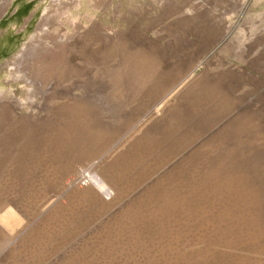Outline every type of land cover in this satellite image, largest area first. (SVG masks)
Wrapping results in <instances>:
<instances>
[{
    "label": "rangeland",
    "instance_id": "obj_1",
    "mask_svg": "<svg viewBox=\"0 0 264 264\" xmlns=\"http://www.w3.org/2000/svg\"><path fill=\"white\" fill-rule=\"evenodd\" d=\"M59 46L85 73L36 80L26 67ZM4 99L30 137L60 101L89 109L65 128L87 196L28 193L40 260L264 264V0H0Z\"/></svg>",
    "mask_w": 264,
    "mask_h": 264
},
{
    "label": "bare ground",
    "instance_id": "obj_2",
    "mask_svg": "<svg viewBox=\"0 0 264 264\" xmlns=\"http://www.w3.org/2000/svg\"><path fill=\"white\" fill-rule=\"evenodd\" d=\"M47 36L48 38L52 37V35L50 34H48ZM67 49L68 51H72V49ZM79 50L81 57H83V55H86V53L88 52L85 44L82 45ZM46 52H43L41 54L42 56L40 55L41 57H38L39 59H36L35 62H32V64L28 68L26 67V70L30 71L33 77L36 76L34 77L36 80L37 78H40L37 77V73L41 72H43V75L45 73L44 79L47 82L51 78H62V76H69L72 75V73H74V76L79 75L80 77V75H83L87 70L86 67L78 68L72 64L65 65V62H63L65 65L64 67H58L57 64L61 63V61L66 58L65 53H63L62 46H59L58 48H55L51 51L47 49ZM66 53L70 54L67 51ZM89 53L92 54V51ZM93 56L98 66V63L100 62L102 56L100 48H93ZM33 57L34 56H32V58ZM69 59L74 60L73 57L68 58V61H70ZM81 66H83V64H81ZM62 69L65 70L66 75L63 72V75L60 74V72L63 71ZM23 70L24 68L22 69V71ZM132 71L134 70L132 69ZM26 77L27 76H25L24 78ZM32 84L35 86L34 81L32 82ZM181 84L175 88L176 91L179 89ZM57 91H54V94L51 98V103L55 102L56 98H64L67 94L68 89L60 92ZM86 105L87 104H85L84 102L83 104L79 101L78 103H75L70 102L67 99L60 101L59 105L57 104L53 107L50 105L52 108H49L46 120L39 123L35 134L30 137L29 135H27L28 132L25 131L23 126L17 124L19 120L16 118L13 112L11 100L4 99L0 101V264H20V262H22V264H41V261L45 263L44 261L46 259H39V251H37L38 248L36 249L35 247H33L36 246V244H32V247L35 248L34 250L32 249V253H30V248L32 247L29 248L30 251H26L30 245L29 242L33 241L34 239H38V237L36 236L37 238L34 237L33 240L30 239L29 241L27 232H25L26 234L23 233L24 231H28L26 230L27 227L29 226L31 221L34 220L35 215L37 213H40L36 212L37 208L39 210V207H37L36 204H28V198H30L28 196V193L31 190H33L34 194L44 191L46 192L49 190V193H45L44 199L46 201L42 205V208L44 209L51 206V203L56 199L55 194H50L52 193L50 190L53 189L52 187L55 186L56 183L60 184L59 187L62 186V188L74 186L77 195H79L80 197L87 196L88 190L86 187H83L89 184V180L86 178V176H88L87 170L81 168L78 170L74 169V166L77 167V164H80L81 162H79L78 159L80 158V154L79 156H77L78 158L76 157L69 160L70 158L67 156L66 150L69 152V154H71L70 150L72 149L73 143L70 140L65 139V128L67 127L66 125L73 126L77 124L80 121L82 111H84V109H88V106ZM158 111L159 109H156L155 113H157ZM126 119L129 120V117H126ZM56 136H59L57 143H60L59 146L62 147V151L58 150V152L61 151V153L58 154H56ZM31 149L35 151V154L37 153L36 151L40 149L41 151H44L33 156L30 154V151H32ZM34 169L41 171V174L37 179L32 178L30 174V172ZM54 170H56L55 172L58 173H56V179L54 177L55 174L53 175ZM91 179H93L91 180V182H95V185H98V189L101 191V183L104 181L97 174ZM151 180L152 179H150L149 181L151 182ZM19 192L22 193L19 194ZM24 195H26V197H24ZM49 219L52 220L51 218ZM48 222L51 223V221ZM33 228H30V230ZM65 228L63 227V229ZM32 231L30 232L32 233ZM38 241L39 240H37V242ZM41 248H43V246H41Z\"/></svg>",
    "mask_w": 264,
    "mask_h": 264
}]
</instances>
